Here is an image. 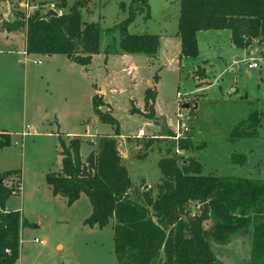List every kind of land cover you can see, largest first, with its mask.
<instances>
[{
  "label": "rangeland",
  "instance_id": "rangeland-1",
  "mask_svg": "<svg viewBox=\"0 0 264 264\" xmlns=\"http://www.w3.org/2000/svg\"><path fill=\"white\" fill-rule=\"evenodd\" d=\"M130 1L89 0L88 6L81 10L82 21L97 23L103 29L101 53L87 66L65 54L25 55L26 28L18 29L23 34L4 31L24 21L28 14L43 16L49 9L59 15L67 13L74 0H68L64 8L60 7L61 0L0 2V130L12 137L11 146L0 149V173L15 172L7 184L16 187L19 182L15 176L20 175L21 193L12 194L6 207L20 211L26 221L21 231L20 258L15 264H118L112 223L104 229L87 225L85 220L92 212L88 197L83 195L70 205L67 198L55 195L47 183L48 174L62 169L61 141L79 139L85 160L91 151H97L101 137L114 135L115 125L103 123L94 111L93 98L97 93L114 107L111 111L104 102L106 105L100 110L112 113L120 123L118 148L131 175L130 194L134 200L142 201L147 190L157 195L162 177L158 163L168 155L183 157L180 163L194 156L203 162L204 173L264 180V60L258 69L248 68L250 58L263 57V46L251 43L242 48L247 51L245 55L234 63L232 59L226 63L227 58L223 60L220 55L228 56L225 39L230 30L221 32L224 42L218 41L217 30H209L208 35L203 31L199 35L198 56L180 62L177 44L166 36L178 31L180 0H149L151 17L146 19L145 12L137 13L129 33L159 35L162 40L159 60L150 63L145 54L139 55V59L106 60V46L113 37L120 40L119 32L113 35L106 29L128 16ZM121 2L125 8H121ZM21 13L25 14L23 20ZM154 57L158 59V54ZM204 58L211 65L202 64ZM199 65L205 70L204 76L197 71ZM155 75L159 76L157 82ZM148 82L152 85L150 95L155 87L158 89V110L163 119L177 128L181 116L188 126L182 137L192 134L199 149L178 153L177 139L164 137L146 151L145 159L139 158L145 153L141 140L147 141L162 131L161 126L142 115L145 108L139 109L141 113L130 111L132 103L137 108L130 99L142 101ZM195 102L199 105L197 109L182 106ZM254 110L261 112L259 136L230 142L232 129ZM24 129L30 133L22 134ZM139 129L145 130V135L141 139L132 138L131 134ZM173 131L177 134V129ZM233 152L241 153L246 163H233L230 159ZM146 184L151 187H145ZM199 207L196 202L192 204L193 210ZM211 225V220L205 222L206 228ZM36 238L44 243L35 242ZM248 240L249 234L243 233L229 245L238 253V257H231L232 263L247 264ZM224 251L222 257L227 261L229 253Z\"/></svg>",
  "mask_w": 264,
  "mask_h": 264
},
{
  "label": "trees",
  "instance_id": "trees-1",
  "mask_svg": "<svg viewBox=\"0 0 264 264\" xmlns=\"http://www.w3.org/2000/svg\"><path fill=\"white\" fill-rule=\"evenodd\" d=\"M61 1L60 7H67L68 0ZM88 3L89 0H74L69 12L50 19L41 18L39 13L24 19L25 14L21 13L24 21L10 29L26 28L28 54H65L70 60L87 66L101 53L103 34L99 24L82 21L81 10ZM120 6L125 8V3L121 2ZM144 12L149 19V0H131L128 16L106 29L109 34H120L119 41L113 37L106 46V57L120 52L150 57L158 54L159 35L129 33L136 14ZM225 29L231 31L232 43L239 48L261 42L264 39V0H180L177 31L181 39L180 59L198 56V32ZM197 71L205 75L200 66ZM158 77L155 75V82ZM151 91L148 88L145 92L146 112L142 115L161 126L162 131L147 141L141 140L145 153L139 155L140 159H145L146 151L164 137L176 136L165 119L157 115L156 87L153 95ZM133 104L130 111L141 113ZM102 105H106L103 98L96 94L94 111L103 123L115 125L114 135L101 137L97 151H91L85 160L80 153L79 139L61 141L62 169L48 174L47 183L55 195L66 197L70 205L81 195L88 197L92 212L85 220L87 225L104 229L112 223L118 264L232 263L231 257H238V253L229 245L243 233L249 234L246 263L264 264V180L204 173V164L196 157L180 163L183 157L168 155L158 163L162 177L157 195L147 190L143 192L142 201L134 200L130 194L131 175L118 148L120 123L112 113L102 112ZM107 106L111 109L109 104ZM261 119V112L251 111L247 119L232 129L228 140L235 143L257 138ZM193 137L189 134L177 139V150L199 149ZM11 144V135L0 133V149ZM236 158L242 160L241 153L233 152L230 159L233 163H246L245 159L236 161ZM13 175V171L0 173V264H15L19 260L21 231L26 225L20 211L6 207L8 198L20 194L22 189L20 175L15 176L19 187L7 184ZM195 202L200 205L197 210L192 208ZM208 220L212 221L210 228L205 227ZM224 250L229 253L227 261L222 257Z\"/></svg>",
  "mask_w": 264,
  "mask_h": 264
},
{
  "label": "crops",
  "instance_id": "crops-1",
  "mask_svg": "<svg viewBox=\"0 0 264 264\" xmlns=\"http://www.w3.org/2000/svg\"><path fill=\"white\" fill-rule=\"evenodd\" d=\"M0 2H2V3H11V1H0ZM4 9V8H3ZM226 30V29H225ZM0 31H2V30H0ZM4 31H7L9 34H23V33H20L19 32V30H4ZM224 30H217V32L218 33H216L217 35H218V37H217V39H218V41L219 42H224V40H223V37H222V35H221V32H223ZM203 31H200V32H198V34H197V39H198V45H199V35L202 33ZM203 34H210V31L209 30H207V31H205ZM216 35V36H217ZM23 36H24V40H25V46H26V33L25 34H23ZM167 37H170L171 39H174V42H175V44H177V46H178V51H179V55H178V59H179V61L180 62H182V61H184L186 58H182V59H180V53H181V39H180V37L177 35V32H175V34L173 35V36H169V34L168 35H166ZM213 37H215V35L213 36ZM220 39V40H219ZM228 40H229V42H228ZM161 42H162V40L160 39V46H161ZM212 43L214 44V42H213V40H212ZM225 44H227V46H229V53H227L228 54V56H223V55H220V58L221 59H223L224 60V58H227L226 59V63H227V61H229V59H232V63H234V61H235V59H239L240 58V56L241 55H245L246 53H247V51L245 50V49H242V48H238V47H236L233 43H232V40H231V31H230V33H229V35L227 36V38L225 39ZM256 45H258V43H255ZM208 45V44H207ZM260 45V44H259ZM208 47H212V45H208ZM159 52H160V49H159ZM159 52H158V59H156L155 57H150V56H147L148 57V61L150 62V63H154L155 61H158L159 60V57H160V55H159ZM199 53H200V51H199ZM136 55H138V56H136ZM139 55H141V54H127V53H123V54H112V55H109L108 57H106L105 56V59L107 60L108 58H112V57H120V58H123V57H125V58H133V59H139ZM47 56H52V55H47ZM95 57V56H94ZM94 59V58H93ZM152 60H154V62H152ZM205 64L206 65V67L207 66H209V65H211V62L209 61V59H202V64ZM200 66V65H199ZM149 84H151L150 82H148V83H145V88H144V94H143V100L142 101H137L136 100V98H134V99H130V102L131 101H134L135 102V104H136V106H137V108L138 109H144L145 108V92H146V90L149 88V87H151ZM157 88V87H156ZM178 93V92H177ZM96 95V94H95ZM97 95H99L100 96V94L99 93H97ZM159 94H158V89H157V97H156V101H155V111H156V113H157V115L158 116H160V117H162L161 115H160V113H159V110H158V108H159V96H158ZM105 102V101H104ZM106 103V102H105ZM106 104H109V106H111V104L110 103H106ZM199 106V105H198ZM112 109H114V107H112L111 106V111H112ZM163 118V117H162ZM167 122V121H166ZM168 124V126L171 128V129H173V130H175L176 128L172 125V124H169V123H167ZM28 130L29 129H24L23 130V132H22V134H28V133H30V132H28ZM139 130H141V129H139ZM139 130H138V132H139ZM3 132V130H0V133H2ZM138 132L137 133H135V134H131V136H132V138H140V137H136L137 136V134H138ZM144 132H146L145 130H144ZM117 140H118V137H117ZM82 159H83V157H82ZM61 160H62V156H61ZM84 160V159H83ZM145 161V160H144ZM145 187H148V188H150L151 186H150V184H146L145 185ZM81 196H83V195H81ZM60 197H63V196H60ZM66 198V197H65ZM8 210V209H7Z\"/></svg>",
  "mask_w": 264,
  "mask_h": 264
},
{
  "label": "built area",
  "instance_id": "built-area-1",
  "mask_svg": "<svg viewBox=\"0 0 264 264\" xmlns=\"http://www.w3.org/2000/svg\"><path fill=\"white\" fill-rule=\"evenodd\" d=\"M27 17H29V14L27 15ZM255 43H258V44H260V45L263 46V48H262V53H263L262 56H263V57L260 58V59L250 58V59H249V62H248V68H249V69H258V68H260V67H261V62L264 60V39H263L261 42H255ZM26 53H27V52L25 51L24 54L26 55ZM27 54H28V53H27ZM177 95L180 96L181 93L178 92ZM181 119H182V117L179 116V118H178V126H177V128H176V129H177V134H176V136L174 137V138H176V139L181 138L182 135H183V133H184V131L188 130V126H187L185 123H183V122L181 121ZM178 129H179V130H180V129H183V131L180 132V131H178ZM144 135H145L144 130H143V129L139 130L137 136H138V137H143ZM177 152H178V153H181V151H179V150H177ZM35 242L40 243V244H43V243H44L43 240H39L38 238L35 239Z\"/></svg>",
  "mask_w": 264,
  "mask_h": 264
},
{
  "label": "water",
  "instance_id": "water-1",
  "mask_svg": "<svg viewBox=\"0 0 264 264\" xmlns=\"http://www.w3.org/2000/svg\"><path fill=\"white\" fill-rule=\"evenodd\" d=\"M56 16H59V13L57 11H55L54 9H49L45 15L41 16V18L50 19V18L56 17ZM5 25H6V21H4L3 27H5ZM182 106L185 109H188V108L197 109L198 108V104L196 102L192 103V104L191 103H185Z\"/></svg>",
  "mask_w": 264,
  "mask_h": 264
}]
</instances>
